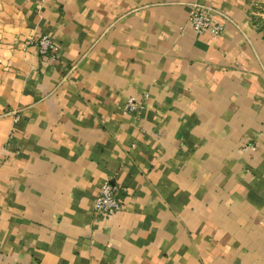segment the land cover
Returning <instances> with one entry per match:
<instances>
[{
    "label": "crops",
    "instance_id": "1",
    "mask_svg": "<svg viewBox=\"0 0 264 264\" xmlns=\"http://www.w3.org/2000/svg\"><path fill=\"white\" fill-rule=\"evenodd\" d=\"M251 2L0 0V264H264ZM194 4L219 36L192 29Z\"/></svg>",
    "mask_w": 264,
    "mask_h": 264
},
{
    "label": "built area",
    "instance_id": "2",
    "mask_svg": "<svg viewBox=\"0 0 264 264\" xmlns=\"http://www.w3.org/2000/svg\"><path fill=\"white\" fill-rule=\"evenodd\" d=\"M188 21L192 29L196 32H208L212 36H219L223 27L221 24L213 20L212 13L209 8L194 4L189 12ZM30 44L37 46L39 53L43 57L55 59L57 57V46L53 39L47 35H40L32 38ZM136 101L129 98L125 104V110L132 112L136 110ZM254 149L253 146H249ZM122 188L120 185L105 181L99 188L98 194L94 201V211L100 215L110 216L124 209V203L119 198Z\"/></svg>",
    "mask_w": 264,
    "mask_h": 264
},
{
    "label": "rangeland",
    "instance_id": "3",
    "mask_svg": "<svg viewBox=\"0 0 264 264\" xmlns=\"http://www.w3.org/2000/svg\"><path fill=\"white\" fill-rule=\"evenodd\" d=\"M247 12L251 25L264 34V0H252Z\"/></svg>",
    "mask_w": 264,
    "mask_h": 264
}]
</instances>
